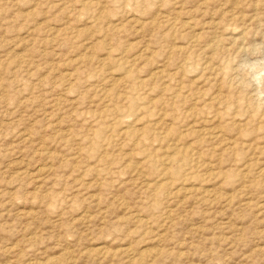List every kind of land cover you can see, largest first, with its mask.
Segmentation results:
<instances>
[{"label":"rangeland","instance_id":"rangeland-1","mask_svg":"<svg viewBox=\"0 0 264 264\" xmlns=\"http://www.w3.org/2000/svg\"><path fill=\"white\" fill-rule=\"evenodd\" d=\"M0 264H264V0H0Z\"/></svg>","mask_w":264,"mask_h":264},{"label":"bare ground","instance_id":"bare-ground-1","mask_svg":"<svg viewBox=\"0 0 264 264\" xmlns=\"http://www.w3.org/2000/svg\"><path fill=\"white\" fill-rule=\"evenodd\" d=\"M173 146H174V145H173ZM182 151H183V150H182ZM170 154H171V153H170ZM170 154H169V155H170ZM167 159H168V158H167ZM182 159H183V158H182ZM169 160H170V159H169ZM169 160H168V161H169ZM168 161H167V162H168ZM170 161H172V160H170ZM166 164H168V163H166ZM181 164H182V163H181ZM183 165H184V164H183ZM183 165H182V168H183ZM169 168H170V167H169ZM174 170H176V169H174ZM182 170H183V169H181V171H182ZM176 171H177V170H176ZM181 171H180V172H181ZM180 172H179V173H180Z\"/></svg>","mask_w":264,"mask_h":264}]
</instances>
